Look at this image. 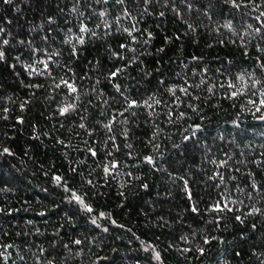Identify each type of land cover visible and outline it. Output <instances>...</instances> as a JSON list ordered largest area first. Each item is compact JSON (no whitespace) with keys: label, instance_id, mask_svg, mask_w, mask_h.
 Segmentation results:
<instances>
[{"label":"trees","instance_id":"16d2710c","mask_svg":"<svg viewBox=\"0 0 264 264\" xmlns=\"http://www.w3.org/2000/svg\"><path fill=\"white\" fill-rule=\"evenodd\" d=\"M0 264H264V0H0Z\"/></svg>","mask_w":264,"mask_h":264},{"label":"snow or ice","instance_id":"6c2138e0","mask_svg":"<svg viewBox=\"0 0 264 264\" xmlns=\"http://www.w3.org/2000/svg\"><path fill=\"white\" fill-rule=\"evenodd\" d=\"M73 91H75V89H73ZM64 111H67V109H65ZM57 179H59V178H57ZM77 199H79V197H77Z\"/></svg>","mask_w":264,"mask_h":264}]
</instances>
